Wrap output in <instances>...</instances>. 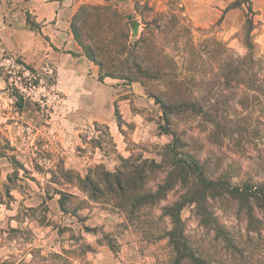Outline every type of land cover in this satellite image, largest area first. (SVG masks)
Listing matches in <instances>:
<instances>
[{
	"label": "rangeland",
	"instance_id": "obj_1",
	"mask_svg": "<svg viewBox=\"0 0 264 264\" xmlns=\"http://www.w3.org/2000/svg\"><path fill=\"white\" fill-rule=\"evenodd\" d=\"M105 1L137 14L136 0L87 3ZM147 1L154 12H170L180 5L179 0ZM254 1L259 20L254 39L264 55V0ZM139 10L143 11L141 5ZM219 20L216 26H196L184 14L183 24L195 42L214 37L241 52L237 33L244 20L243 9L237 17ZM63 25L59 22L57 28L65 32ZM141 30L139 24L138 32ZM61 51L47 55L39 43H30L23 33L0 29V201L7 210L0 222V264H160L170 255L168 240L161 237L170 222L161 216V208L184 190L171 189L158 204L127 218L128 211L118 208L107 194L92 198L88 188L79 187L78 176L90 173L93 180L99 177L100 160L114 152V144L104 123L92 122L94 114L86 91L79 94L73 90L71 69L78 64L63 47ZM115 81L133 83L121 78ZM95 84V80H84L87 89H94ZM169 118V128L185 144L183 150L198 159L206 176L231 186L264 183V135L258 132L257 124L249 126L253 132H213L211 136L214 127L197 114L184 112ZM234 121L236 129L247 124L242 118ZM158 122L166 125L162 114ZM158 151L162 153V147ZM122 165L118 160V167ZM155 176L157 181L162 174ZM155 181L149 182V188L156 189ZM59 200H64L65 211ZM249 201L246 209L221 192L207 200V208L219 225L243 236L245 247L253 253V264H264V213ZM247 211L253 213L254 220L247 218ZM180 215L188 235L204 242L213 238L215 226L199 223L193 203L186 204ZM247 235L252 240L248 241Z\"/></svg>",
	"mask_w": 264,
	"mask_h": 264
},
{
	"label": "trees",
	"instance_id": "obj_2",
	"mask_svg": "<svg viewBox=\"0 0 264 264\" xmlns=\"http://www.w3.org/2000/svg\"><path fill=\"white\" fill-rule=\"evenodd\" d=\"M253 2L234 0L226 8L244 11V20L237 33L241 52L214 37L195 42L183 24L180 5L170 12H154L147 0H136L134 10L137 14H134L110 1L84 3L69 20L73 38L85 57L99 68L97 80L103 82L105 77H111L138 82L147 96L161 107L166 125L159 124V131L172 136V141L162 149L160 162L139 160L134 156L120 157L123 165L114 172L102 166L95 180L90 173L84 178L77 177L79 187L88 188L92 198L96 194H107L118 208L128 211L127 218L135 217L144 207L158 204L171 189L184 190L179 198L161 208V216L170 222V227L161 234L168 240L170 255L160 264L252 263L253 253L245 247L243 236L225 229L211 218L207 200L222 192L246 209L251 199L264 213V183L231 186L206 176L198 159L183 150L184 143L169 128V116L184 112L197 114L214 127L211 136L213 132H253L249 128L251 123L257 124L258 132L264 135V55L259 53L254 39L259 20ZM140 5L144 12L139 10ZM145 12L154 14L146 17ZM26 24L41 33L40 25L31 20L28 13ZM139 24L142 25L140 32ZM235 117L244 119L247 124L234 128ZM157 173L162 177L155 181ZM150 181H155V190L149 188ZM188 203L197 207L202 226H215V234L209 241L186 233L180 212ZM59 206L66 210L64 200H59ZM246 215L254 220L250 211ZM250 232L248 229V234ZM257 239H260L259 232ZM247 240L252 237L247 235Z\"/></svg>",
	"mask_w": 264,
	"mask_h": 264
},
{
	"label": "crops",
	"instance_id": "obj_3",
	"mask_svg": "<svg viewBox=\"0 0 264 264\" xmlns=\"http://www.w3.org/2000/svg\"><path fill=\"white\" fill-rule=\"evenodd\" d=\"M100 0H12L0 2V29L21 32L30 43H39L47 55L53 51L69 54L78 68L71 69L73 90L86 91V99L92 105V122L104 123L114 144V152L103 155L100 160L109 172L116 171L120 157H138L139 160L154 159L159 162L163 147L172 141V136L159 131L158 118L161 107L147 96L142 86L133 83H118L115 78L97 80L99 68L83 54L73 38L69 20L82 3H96ZM234 0H179L185 15L196 26L207 27L229 17H237L240 8L226 9ZM255 1L253 2V4ZM8 11V12H7ZM41 25V33H35L26 26V14ZM65 20V21H64ZM65 23V32L57 28ZM47 38V39H46ZM62 46V47H61ZM70 75V70H67ZM85 78L95 80L94 89L84 87ZM161 149V148H160ZM6 207L0 201V222L5 218Z\"/></svg>",
	"mask_w": 264,
	"mask_h": 264
}]
</instances>
